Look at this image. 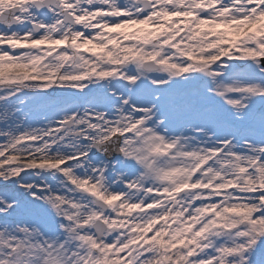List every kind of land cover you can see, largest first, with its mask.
Returning <instances> with one entry per match:
<instances>
[{"label":"snow or ice","instance_id":"snow-or-ice-1","mask_svg":"<svg viewBox=\"0 0 264 264\" xmlns=\"http://www.w3.org/2000/svg\"><path fill=\"white\" fill-rule=\"evenodd\" d=\"M0 264H264V0H0Z\"/></svg>","mask_w":264,"mask_h":264}]
</instances>
